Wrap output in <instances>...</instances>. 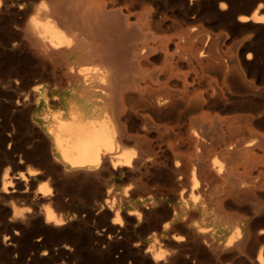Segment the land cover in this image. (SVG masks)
<instances>
[{"label": "rangeland", "instance_id": "1", "mask_svg": "<svg viewBox=\"0 0 264 264\" xmlns=\"http://www.w3.org/2000/svg\"><path fill=\"white\" fill-rule=\"evenodd\" d=\"M54 1L0 0V191L4 179L13 182L16 193L28 191L26 195L17 193L16 196L14 193L15 197L9 200L2 199L0 193V264H155L146 254L148 246L149 249L158 248L165 253L163 261L158 264H258L255 259L258 252L264 250V25L239 19L250 17L255 5L261 2L264 10V0H138V4L135 3L128 10L122 3L114 6L122 8L125 14L129 13V20L137 21L134 25L137 27L134 28L137 37L130 38L135 40V68L137 71L145 69L152 71V74L155 72L154 75L161 81L167 79L165 102H169L166 105L163 102L164 106L158 105L164 115L162 121L153 118L151 121L147 119L145 125L142 123V114L148 115L149 107L138 111L137 115L129 112L128 120L123 121L129 128L126 148L135 150L139 138L147 148L145 157L150 156L146 160L150 159L151 163L144 159L145 164L144 160L139 163L140 166L143 164L142 169H135L138 164L131 168L135 171L118 168L112 173L101 171L97 177H83L77 173L63 175L64 172L56 165L44 163L46 152L38 137L41 113H55L58 102L49 96H61L69 91L70 86L64 82L67 64L63 62L66 64L64 66L61 62V66L56 58L44 59L30 46L27 34L31 32V20L41 18L45 11L51 13L55 20L56 17L57 20L62 18V22L58 23L66 27L65 30L75 32L70 35L72 32L68 31V35L73 36V42H80L79 45L85 49L95 45V40H99L97 37L101 38L100 34L95 37L89 31L82 35L89 24H83L84 21L67 14V8H70L67 5L78 8L87 3L101 5V0H67L66 3L59 0L62 7L58 13L61 15L64 12V18L53 12ZM220 4H225V9L220 10ZM251 4L254 6L251 7ZM151 11L153 19L160 26L146 27V15ZM143 13L144 17L141 15ZM69 18L72 23L67 22ZM73 25L79 27L82 37L76 34L78 27L74 28ZM87 32L90 40L87 39ZM116 35L118 32L115 31L114 37L119 39L115 48L117 52L114 53L120 60L125 57L122 59L124 62L127 57L125 43L129 38L123 36L125 39H120ZM86 41H91V46L90 43L86 46ZM79 63L88 65L89 62L81 60ZM166 91L169 96L174 93L170 99ZM42 93L47 97L46 102L41 97ZM155 108L158 109L157 105ZM159 123L166 127H160ZM205 125L212 126V129L204 128ZM207 131L212 134L210 139L205 137ZM191 137L195 138V144L191 142ZM230 149L237 152L236 156L234 153L228 155ZM177 159L181 163V171L175 175L172 169ZM20 160L23 161L22 165L14 166ZM191 160L193 166H197V177L203 174L206 178L204 180V176H200L201 183H204L201 188L199 185L201 195L197 190L193 191ZM212 161L220 169L218 180L208 174ZM47 168L52 171H47ZM34 172L46 175L29 176ZM221 173L231 174L232 183ZM208 181L210 185L207 186ZM42 186L50 188L52 194L59 193L53 198L62 197L59 205L53 204L52 209L57 206L56 212L53 211L65 219L63 225L48 227L44 223L42 212L46 205L39 203L35 197ZM105 188L111 191L110 194L100 196L102 191H106ZM12 207L24 212L31 210L33 214H27L37 216L23 222L13 217ZM143 208H148L146 216L141 214ZM174 210H178L176 216L173 215ZM130 213L132 216L126 215ZM137 213L144 218L139 214L143 219H138ZM157 223L160 227L165 224L162 230ZM172 226L173 232L169 230ZM233 226L234 231L237 227L241 229L246 251L228 248L219 252L211 243L207 245L202 242L203 234L199 233L202 237L200 240L196 232V229L206 232V237L214 236L216 243L219 241L224 245L232 234L228 232ZM186 227L188 230H185ZM172 237L181 240L176 245ZM244 239L247 244H244ZM210 246L212 248H208Z\"/></svg>", "mask_w": 264, "mask_h": 264}, {"label": "bare ground", "instance_id": "2", "mask_svg": "<svg viewBox=\"0 0 264 264\" xmlns=\"http://www.w3.org/2000/svg\"><path fill=\"white\" fill-rule=\"evenodd\" d=\"M62 1L65 3L67 2V0L66 1L62 0ZM76 1L77 0H75L74 2H76ZM136 1H138V0H101V5H98V3H95L97 5H94V3H93V5L92 4L89 5V3H87L88 5H86V6L83 5L84 7H79V8L78 7H71L72 4L67 5V6H70V8H67L68 9L67 12H69V13H67L68 15L71 14L75 19H78V20L80 19L81 22L84 21V22H82L83 24H85V23L87 25L89 24L88 25V28L90 27L89 29L86 27L87 25L86 26L84 25L87 30L86 29H85V31L83 30L82 35H84L83 32L86 33V31H89L90 32L89 34H91L92 36H95L97 34H98L97 36H99V34H100L101 38H99L97 36H95V37H97L99 40L101 39V41L99 42V40H98V42H97V40H95L96 44L92 45V47H90L89 49H85L84 46L82 47L81 45H79L81 43L78 41L77 42L79 44L73 42L74 41V39L72 40L73 36L70 37V35H74L75 32L73 33L71 30H68L70 33L72 32V34H70L67 30H65L66 27L63 26L64 27L63 28L62 25H60L61 23H58V22H62V18H61V20H59L60 18L57 20L58 17L55 16L56 17V20H55V19H53V16H51L52 15L51 13L48 14L45 11L44 15H43V13H41L43 15L41 18L36 17V18H33V20H31V30H30L31 32H30V34H27V35H29V37H27V38H29V40H30V44H31L30 46L33 47L32 49H34L35 52L39 56H41L42 58H44V59L45 58L46 59L56 58V59L62 60V61L58 60V62H60L59 64L61 66H63L61 64V62L62 63L64 62L67 64L66 67H68V70H66V72H65L66 78H65L64 82L66 84H69V86H70L69 91L66 93H63L61 96L60 95L49 96V98L51 100H55L58 102L59 107H57L55 113H53V111H51L49 113H45V112L41 113V122L39 123L40 126H39V128L37 126H35L39 130L38 137L42 142V146L44 147L43 148L44 151L46 152V157H45L46 162H44V163H46L47 165H50V166L56 165L57 167H59L62 170V172H64L63 175H66L65 173H67V175H69L70 173H75V174L77 173V175L80 174L83 177L87 176V175L88 176H92V175L95 176L96 175V177H97L101 171H109L110 173H112V171L117 170L118 168H126V169L132 170L131 168H135V166H137L139 163H141L144 159L146 160L147 157H150V156L145 157L146 156L145 152L147 151V148H145L143 146V143H141V140H139V138H138V141H137L138 143L136 145L135 150H133L134 148L129 149L131 147H129V148L127 147L128 148V150H127L125 142L129 141L128 140L129 138L127 137V135H128L127 132H128L129 128L127 127V124H125L123 121L128 120L127 118L129 116V112L130 113L134 112V113H136L135 115H137L138 111L145 110L144 109L145 107H149L150 110H149V112H147L148 115L142 114V120H143L142 123L144 125L146 124V122H148L147 119H149L151 121V120H153V118H155L158 121H162L164 119V115L161 112V110L159 109L158 105L162 106L163 102H164V104L166 103L165 101H166L167 96L165 94V89H168V88L165 87V85L167 83L166 82L167 79L165 80V82H166L165 83L164 81H161L162 79L160 80L159 77L154 75L155 72L152 74L151 73L152 71L148 72L145 69H140L137 71V69L135 68L137 65L133 59L134 51H135V45L133 42L135 40L132 41L131 39L133 36H135L134 28L137 29V27H135L136 26L135 24L137 23V21L129 20V13L125 14V13H123L122 8H119V7L117 8L114 6L119 4V3H122L126 7V10H128V8L132 7V5H134L135 3L138 4ZM259 2L260 1H258V3ZM81 3H83V2H81ZM252 5L254 6V4H251V7H252ZM255 6H256L255 9L254 8L251 9V10L254 9V12L250 17H242L239 19V21H252V23H254V24L264 25V10L262 8L263 4L261 2ZM60 7H62V6L60 5L59 0H56L53 2V12L58 14V16L60 15L58 13V11H59L58 9ZM134 7H136V6H134ZM225 7H226L225 4H220V10L225 9ZM63 8H64V6H63ZM65 9H66V6H65ZM63 13H61L60 16H62ZM141 15H143V17H144V13ZM143 17L141 20H143ZM163 17H166V16H163ZM66 18H68V17L66 16ZM70 18L72 19V17H70ZM134 18H135V16H134ZM140 18H141V16H140ZM153 18H154L153 11L147 12L146 27L147 26L153 27V26L159 25V23L156 22ZM71 19L70 20L67 19V22L72 23ZM159 21H161V19ZM63 22L65 23L66 20L65 21L63 20ZM73 22H75V20ZM64 23H62V24H64ZM163 23H164V21H163ZM64 25L66 26V24H64ZM73 27L77 28L78 26L75 27L73 25ZM68 28H69V26L67 27V29ZM26 30H28V28ZM76 30L79 31L76 34L77 35L80 34V37H82L80 30H79V27ZM115 31L118 32V35H116V36L117 37L119 36L120 39L124 38V37L129 38L125 43L126 44L125 48L127 50V57H126V60L124 62H122V59L125 57H123V58L121 57L122 59L120 60L117 58V55H115V53L117 52V51L115 52V48L118 47L117 41L119 39V38L115 39V37H114ZM137 32H138V30H137ZM68 33L70 35H68ZM89 34L87 32V34H86V35H88L87 39L90 36ZM139 34L140 33H136V35H139ZM78 37L79 36H77V38ZM136 37L137 36H135V38ZM90 38H91V36H90ZM90 38L88 40H90ZM138 38H140V37L138 36ZM93 39L94 38L92 37L91 41H93ZM80 41H82V39ZM83 41L85 42V40H83ZM91 41H89V43ZM87 42L88 41H86V43H85L86 46H87V44H89ZM83 45H84V43H83ZM89 46H91V43L89 44ZM145 48L146 47H144V49ZM147 48H149V47H147ZM121 49L122 48L120 46L119 50H121ZM140 49L142 50V48H140ZM145 50H148V49H145ZM119 53H120V51H119ZM139 54L141 55L140 52H139ZM119 57H120V54H119ZM178 59H180V58H178ZM81 60H84V61L87 60L89 62L88 65H80L79 61H81ZM85 63H87V62H85ZM59 64L57 66H59ZM66 64H64V66ZM77 64H78V66L75 67L74 65H77ZM55 65H56V63H55ZM89 65H91V66H89ZM144 66H146V65H144ZM176 74H177V72H176ZM156 75H158V73ZM177 80H179V79H177ZM166 86H168V84ZM167 91H166V93H167ZM170 91H171V89H170ZM167 95H168V93H167ZM181 95H183V94H181ZM171 96L168 95V98ZM41 97L43 98L44 102L47 101V97L43 93L41 94ZM49 103H50V101H49ZM53 104H57V103L54 102ZM29 105H30V103H29ZM156 105H157L158 109L155 108ZM25 109H26V107H25ZM16 111H18V110H16ZM129 118H131V117H129ZM193 122H194V120H193ZM159 125H160V127H166V125H164V124L159 123ZM205 127L211 128L212 126L205 125L204 128ZM141 128H142V126H141ZM168 128L169 127H167V129ZM143 129H141V130H143ZM154 130H157V128H155ZM143 131H145V130H143ZM32 132H33V130H32ZM207 132L209 133V131H207ZM129 134H130V132H129ZM207 134H206V136L204 134V136L206 137V139H210L212 137L211 136L212 134L209 133L210 135H208V136H207ZM193 135H195V134H192V136ZM180 137H179V140L181 139ZM196 137H197V135L195 136V138ZM187 138H190V136ZM195 138L192 139V137H191V139H190V140H192L191 142H193V140ZM135 139H136V137H135ZM200 139H201V137H200ZM200 139H199V141H200ZM131 140L133 141V139H131ZM131 140H130V142H131ZM183 140H184V137H183ZM199 141H197V142H199ZM201 142H202V140H201ZM207 144H205V145H207ZM197 145H196V147H197ZM207 147H208V145H207ZM203 149H205V148H203ZM130 150H133V151H130ZM137 150H138V152H137ZM197 150H199V149H197ZM192 151H193V149H192ZM215 151H216V148H215ZM227 151H228V149H227ZM227 151H226V153H227ZM234 151H236V149ZM178 152H180V151H178ZM208 152H210L209 149H208ZM220 152H222L221 149H220ZM229 152L230 153H228V155L234 153L233 150H231V149L229 150ZM212 153H214V150ZM235 153H237V152H235ZM235 153H234V155L236 156ZM180 154L181 153H179V155ZM204 154L206 155V153H204ZM154 156H156V155H154ZM178 158H179V156H178ZM194 158H192V160H194ZM175 159H176V156H175ZM235 159L233 158V160H235ZM145 160H144L143 164H145L146 161L147 162L150 161V159H149V161L148 160L145 161ZM192 160L190 161L191 162L190 165L193 166L194 162ZM233 160H232V162H233ZM182 161L184 162V160H182ZM197 161H199V159H197ZM225 161H227V160H225ZM22 162H23L22 160H20L19 162L16 161V163H14V166L20 167L22 165ZM200 162H202V160ZM149 163H151V162H149ZM185 163L183 165H185ZM173 164L174 165H173L172 171H173V173H175V175H177L181 171V169L179 167L181 163H180L179 159H177ZM215 164H216L215 161L211 162V165H209V166L210 167L212 166V167H211L210 171L208 170L209 171L208 174L212 175L215 178V180H218V177H220L218 175L220 169H217ZM228 164H230V163H228ZM164 165L166 166V164H164ZM205 165H207V164H205ZM141 166L139 164L138 168H135V169L137 170ZM199 166L200 165L198 163V167ZM142 167L140 169H142ZM196 168H197V166L196 167L193 166L191 168V171L193 169V171H192L193 174L190 173V176L193 175V181H191V182H193V191L197 190V192L199 193V190H202V189H199V185H200V188H201V186H204L203 182H202L203 185H201L202 183L200 181V176H204V175L201 174V175H199V178H198L197 173L199 174V172H197V173L195 172ZM205 168H206V166H205ZM47 169H49V168H47ZM135 169H133V170L135 171ZM44 170L46 171V168ZM198 170H199V168H198ZM224 170H225V168H224ZM228 170H230V168ZM47 171H50V169ZM200 171H201V169H200ZM221 171H222V169H221ZM225 171L228 173L227 167H226ZM50 172H48V174H50ZM129 172H131V171H129ZM201 173H202V171H201ZM44 174H43V172L42 173L34 172L33 174L31 173L29 176H32V175L45 176L46 174L45 175ZM208 174H205V175H208ZM222 175H224V173ZM224 176L226 177V179H229L228 181H230V178L233 181V179H232L233 177H231L232 176L231 174L230 175L227 174ZM233 176H235V175H233ZM124 177H125V175H124ZM203 178H205V176ZM203 178H202V180H203ZM239 179H240V176H239ZM20 180H23V179H20ZM204 180H206V178ZM244 180H245V178H244ZM129 181H130V179H129ZM176 181H179V179L175 180V182ZM211 181H212V178H211ZM209 182L210 181H208L207 186L210 185ZM212 182H211V184H212ZM224 182H226V180ZM226 184H229V183H226ZM12 186H13V182L10 179L9 180L8 179L3 180V186H2L1 191H0L1 195H3L1 197L2 199L4 198L5 200L6 199L9 200V199H13L15 197L14 193H16V189H14ZM179 187H181V186H179ZM225 187H227V186H225ZM12 188H13V190H10ZM135 188H137V187H135ZM169 189H171V188H169ZM231 189H233V188H231ZM107 190L108 189H106V191H102L101 193L99 192L100 196L101 195L108 196L111 191L110 190L107 191ZM135 191H134V194H135ZM238 191L240 192V190H238ZM243 191L246 192L245 190H243ZM27 192H28L27 190H23L22 192L17 191V193H20V194L23 193V195H26ZM17 193H16V196H17ZM226 193H228V192H226ZM241 193H242V190H241ZM53 195H55V194L51 193V189L50 188L48 189L45 186L44 187L42 186L39 189V191L37 192V194H35L36 199L40 201L39 203L44 202V205H46V208H45L44 212H42V213L44 216L43 217L44 223L48 227H49V225H50V227L51 226H53V227L61 226V225H63V223L65 221V219H63L62 216L57 215L58 213L57 214L55 213L56 212L55 208H57V206H55L53 208L55 210V212L52 209L53 204L59 205V202H61L60 200H62L61 199L62 197L61 198L60 197L53 198ZM56 195H59V193L58 194L56 193ZM177 195H179V194H177ZM199 195H201V194L199 193ZM60 196H61V194H60ZM108 198H110V197H108ZM112 198H113V196H112ZM117 198H118V196H117ZM12 205H14V204H12ZM60 206L58 208H60ZM108 206H109V204H108ZM173 208L177 209V207L175 208V206ZM146 210H148V208L147 209L143 208L142 212L141 211H139V212H141V214L143 213V215L146 216L145 215ZM172 210L170 212H172ZM178 210H180V208ZM37 211H35V212H37ZM41 211H43V210H41ZM57 211H58V209H57ZM177 211L176 210L173 211L174 216H176ZM9 213H11V212L9 211ZM27 213H32V212H31V210L24 212L21 210H17L16 207L13 208V217L15 219H18V220L20 219L23 221L24 219H29L33 216H37V215L31 216L30 214H27ZM116 214H119V213H116ZM137 214L139 216L140 213H137ZM137 214H136V216H137ZM126 215H131V213L126 214ZM143 215H141V216L143 217ZM138 216H137L138 219L142 218V217H140V216L138 217ZM118 217H120V215ZM165 217H167V215ZM40 221H43V220H40ZM139 221H141V220H139ZM169 221H170V219H169ZM165 223L167 224L168 222L165 221ZM154 226L158 227L159 224H158V226L154 224ZM163 226H161V227L163 228ZM161 227L159 226L158 228H160L162 230ZM234 227L235 226H233L232 229L229 230L228 233H232V234L227 238L226 243L224 245H221V243H218L219 241L216 243V239L214 236H213V238L212 237L211 238L206 237L204 235V234H206V232H202L198 229H196V232L198 233V235H199V233L203 234L202 235L203 238L200 237V235H199L200 240L202 238V242L204 241V243H207V245H209V243H211L213 247L217 248L216 250H219V252L220 251L224 252L223 250L228 249V248H230V249L234 248L236 250L246 251V249L243 245V242H242L243 238H242V233L240 231L241 229H239V227L236 226L238 229L234 231ZM172 229H173V226L169 230H171L173 232ZM185 230H188V228ZM190 233H192V231H190ZM197 233H194V234H195V237L198 238ZM167 235H169V234H167ZM244 235H246V234H244ZM204 236L206 238H204ZM172 238H173V241H175L174 244L176 242H180V240H181V239L179 240L175 237H172ZM245 242L246 241L244 239V244H245ZM246 244H247V242H246ZM176 245H177V243H176ZM212 246H210L208 248H212ZM67 248H69V247H67ZM67 248H65V249H67ZM211 250L216 252L215 249H211ZM168 251H169V249H168ZM230 251H232V250H230ZM263 251L264 250L261 249L258 252L257 259H255L258 264H264V252ZM146 254H148L150 256V258L153 259V262L155 264H158V262L161 260L163 261V258L165 255V253L162 252L161 249H159V250H158V248H157V250L152 249V248L149 249V246H148V250H147ZM211 254H213V253H211ZM166 262H167V258H166Z\"/></svg>", "mask_w": 264, "mask_h": 264}]
</instances>
